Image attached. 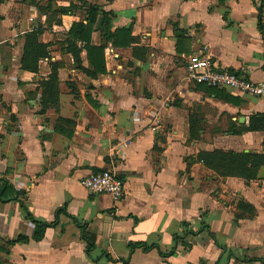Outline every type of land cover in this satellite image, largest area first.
<instances>
[{"label": "crops", "instance_id": "1", "mask_svg": "<svg viewBox=\"0 0 264 264\" xmlns=\"http://www.w3.org/2000/svg\"><path fill=\"white\" fill-rule=\"evenodd\" d=\"M80 2L111 14L118 37L128 32L116 40L125 46L105 45L104 73L95 77L77 69L63 46L72 25L87 22ZM48 3L77 9L46 28L39 7ZM262 6L263 0H3L0 177L26 192L20 201L35 221L55 224L39 242L8 246L30 236L33 225L17 202H0V264H264V180H257L264 166L252 180L197 160L213 152L264 155V131H245L250 117L264 115V95L215 92L195 85L185 70L186 58L202 51L219 69L263 83ZM37 27L49 57L30 73L20 60L25 35ZM89 45L101 46L97 30ZM52 64L60 66L57 104L43 108L38 85ZM57 119L73 123L70 137L55 131ZM102 170L123 180L119 203L80 185ZM181 224L207 231L175 244Z\"/></svg>", "mask_w": 264, "mask_h": 264}, {"label": "trees", "instance_id": "2", "mask_svg": "<svg viewBox=\"0 0 264 264\" xmlns=\"http://www.w3.org/2000/svg\"><path fill=\"white\" fill-rule=\"evenodd\" d=\"M3 0H0V4ZM30 5H37L38 0H27ZM81 3V8L84 9L87 16L86 24H73L68 37L64 40L65 53L69 54L76 66L77 69H80L87 76L95 77L104 73V57L103 50L105 45L110 42L113 46H125L127 42H117V39L122 41L126 40L128 37V32L124 31L121 37H118L116 32H113L110 27L111 14L104 13L99 10L98 7L92 6L83 2ZM77 9L76 7L70 5L68 7L62 8H53L51 3H48L45 7H39V10L46 15L45 27L49 28L53 23H59V19H56V16H65L72 13ZM98 14L101 15V18L97 19ZM93 30H97L101 38L100 47H91L89 45V40ZM43 29L37 27L36 29L28 32L24 37V46L23 54L20 60L21 69L30 73L38 72V63L43 59L49 57L48 48L50 45L42 44L38 41L39 36L42 34ZM175 35L178 38H181L183 35L182 31H175ZM120 40V41H121ZM78 43L83 45V49L86 51V59L89 65V69L81 68V48L78 47ZM60 66L57 64L51 65L50 74L47 78L39 83V87L43 90L42 104L43 108H46L48 104H57L58 96V80L57 72ZM204 87V86H202ZM206 88V87H204ZM212 91H217V88H208ZM219 96L225 98L221 93ZM73 123L67 120L57 119L55 122V131L65 137H70L71 128ZM69 128V129H67ZM245 131L257 132L264 131V115H255L249 118L248 125L245 128ZM197 160L209 165L214 163L215 166H212L219 174L226 175L232 174L240 176L244 179H255L257 171L264 166V155H253V154H232V153H223V152H213L200 154L197 157ZM0 202L1 203H10L17 202L19 204L21 215L24 220L30 222L33 225L32 233L30 236L20 234L16 239L8 241L7 245L12 246L15 244H25L29 240L34 242H39L43 239L44 232L47 228L53 227L55 223L47 224L43 222H37L33 219L29 210L24 206L20 201L26 194L23 191H15L5 180L0 177ZM242 209H248L245 206L241 205ZM181 234L175 235L174 241L175 244L178 242L183 243L185 237L196 236L203 232L207 231L206 226H202L201 229L196 233L188 230L186 224H181ZM185 245V244H184ZM186 246V245H185Z\"/></svg>", "mask_w": 264, "mask_h": 264}, {"label": "built area", "instance_id": "3", "mask_svg": "<svg viewBox=\"0 0 264 264\" xmlns=\"http://www.w3.org/2000/svg\"><path fill=\"white\" fill-rule=\"evenodd\" d=\"M259 25L263 32L264 46V0L259 11ZM185 62L186 73L195 85L234 90L255 97L264 95V82L253 84L243 77L219 69L202 51L188 56ZM80 185L91 195L110 197L115 204L119 203L124 196V182L112 170H102L84 177L81 179Z\"/></svg>", "mask_w": 264, "mask_h": 264}, {"label": "water", "instance_id": "4", "mask_svg": "<svg viewBox=\"0 0 264 264\" xmlns=\"http://www.w3.org/2000/svg\"><path fill=\"white\" fill-rule=\"evenodd\" d=\"M257 180L263 181L264 180V167L261 168L257 175Z\"/></svg>", "mask_w": 264, "mask_h": 264}]
</instances>
